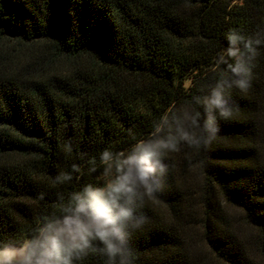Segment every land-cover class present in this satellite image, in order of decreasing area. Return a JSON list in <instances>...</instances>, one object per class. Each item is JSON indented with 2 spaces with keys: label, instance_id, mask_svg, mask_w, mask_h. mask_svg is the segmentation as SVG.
<instances>
[{
  "label": "trees",
  "instance_id": "obj_1",
  "mask_svg": "<svg viewBox=\"0 0 264 264\" xmlns=\"http://www.w3.org/2000/svg\"><path fill=\"white\" fill-rule=\"evenodd\" d=\"M230 29L264 38V0H0V240L52 210L61 168L146 131L186 79L211 83ZM253 64L209 149L165 157L133 264H264V45Z\"/></svg>",
  "mask_w": 264,
  "mask_h": 264
},
{
  "label": "clouds",
  "instance_id": "obj_2",
  "mask_svg": "<svg viewBox=\"0 0 264 264\" xmlns=\"http://www.w3.org/2000/svg\"><path fill=\"white\" fill-rule=\"evenodd\" d=\"M223 38L214 58L219 72L211 83L189 92L194 85L186 79V98L157 113L146 131L129 130L123 146H104L86 158L81 154V163L51 177L52 210L39 214L18 238L0 240V264H80L88 255L101 257L103 264H133L129 241L150 219L146 201L164 190L165 157L182 149L206 152L216 139L218 121L233 115L231 91L245 92L250 86L264 38L234 29ZM62 152L71 156L72 146L63 143ZM96 175L103 179L97 182ZM77 181L78 186L69 187Z\"/></svg>",
  "mask_w": 264,
  "mask_h": 264
}]
</instances>
